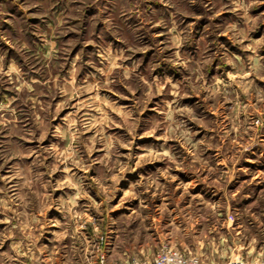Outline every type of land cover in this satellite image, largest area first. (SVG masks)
I'll return each instance as SVG.
<instances>
[{
  "label": "clouds",
  "instance_id": "9594fccd",
  "mask_svg": "<svg viewBox=\"0 0 264 264\" xmlns=\"http://www.w3.org/2000/svg\"><path fill=\"white\" fill-rule=\"evenodd\" d=\"M0 264H264V0H0Z\"/></svg>",
  "mask_w": 264,
  "mask_h": 264
}]
</instances>
